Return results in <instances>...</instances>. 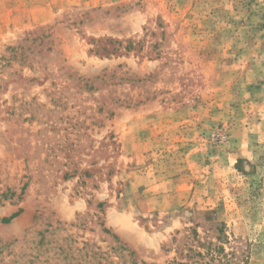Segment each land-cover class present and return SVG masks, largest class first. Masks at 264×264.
I'll return each mask as SVG.
<instances>
[{
    "label": "rangeland",
    "instance_id": "obj_1",
    "mask_svg": "<svg viewBox=\"0 0 264 264\" xmlns=\"http://www.w3.org/2000/svg\"><path fill=\"white\" fill-rule=\"evenodd\" d=\"M5 12L0 264H264V0Z\"/></svg>",
    "mask_w": 264,
    "mask_h": 264
},
{
    "label": "trees",
    "instance_id": "obj_2",
    "mask_svg": "<svg viewBox=\"0 0 264 264\" xmlns=\"http://www.w3.org/2000/svg\"><path fill=\"white\" fill-rule=\"evenodd\" d=\"M25 48L24 46H22ZM14 49V48H12ZM195 236H198L197 231H194ZM221 237H226L227 235H220ZM220 237V239H221ZM219 238V237H218ZM200 244H204L201 241H199ZM208 247L206 251H198L197 249L190 248L187 253H183L185 256H187L190 260L188 263H180L178 261L171 262L170 264H213L215 260L218 258V256L222 255V253L225 252L224 246L218 245L214 242H208ZM124 248H128V246ZM129 249V248H128ZM132 252V251H131ZM249 256L247 255L244 259V264L248 263Z\"/></svg>",
    "mask_w": 264,
    "mask_h": 264
},
{
    "label": "crops",
    "instance_id": "obj_3",
    "mask_svg": "<svg viewBox=\"0 0 264 264\" xmlns=\"http://www.w3.org/2000/svg\"><path fill=\"white\" fill-rule=\"evenodd\" d=\"M14 9L19 10L18 7H15ZM0 16H3V15H0ZM4 16L6 17H0V43L3 41V39H5L8 36V32L13 33V31L18 30L21 27H23V21L21 25L14 24L13 26H10L9 23H11L12 20L10 19V17L9 18L7 17L8 16L7 12L4 13Z\"/></svg>",
    "mask_w": 264,
    "mask_h": 264
}]
</instances>
